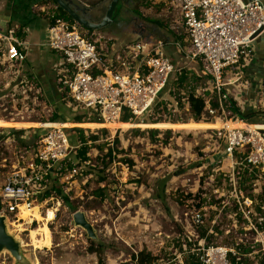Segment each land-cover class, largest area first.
Segmentation results:
<instances>
[{
    "label": "rangeland",
    "instance_id": "rangeland-1",
    "mask_svg": "<svg viewBox=\"0 0 264 264\" xmlns=\"http://www.w3.org/2000/svg\"><path fill=\"white\" fill-rule=\"evenodd\" d=\"M128 1L131 11L133 6H139L133 4L135 0ZM43 3L46 6L40 18L48 24V15L57 5L52 0ZM139 4L148 6L147 2ZM125 12L119 14L124 16ZM117 23L113 20L109 24L110 31L116 30V38L101 35L100 30L81 27V31L94 41L101 37L102 41L108 37L116 41L133 39ZM168 52L173 63L180 60L179 52L172 48ZM186 67L190 69H182L164 94L163 98L169 99L168 105L162 101L151 115L133 121L128 127L108 128L94 125L96 122H76L84 114L68 105L63 90L40 91L31 82L20 84L25 78L22 76L5 89L8 76L4 70L0 72V187L12 171L27 166L34 158L39 140L50 124H68L74 146L77 145L75 128H82L91 140L88 159L75 157V150L72 169L56 171L41 185L36 196L33 209L38 208L44 218L49 214L48 209L54 210L52 220L47 223L51 248L38 249L31 245L30 231L36 230L40 222L7 214L32 264H136L132 255L142 251L156 257L153 264H174L176 255L180 264L178 256L190 260L197 255L203 231H207L211 244L216 246L250 243L252 257L247 264H264L261 262L264 205L260 206L264 201L263 180L255 186L253 177L242 165L233 169L223 153V141L215 128L209 127L211 122H216L214 118L203 112L201 120L195 121L185 98L197 88H210L205 93L211 95V86L206 83L212 75L201 60L192 65L187 63ZM215 100L211 104L217 105ZM257 117L254 114L249 118L252 121L248 120L259 122L261 119ZM85 118L92 119L87 115ZM153 120H159L162 126H153L156 124ZM233 176L237 183L231 180ZM46 192L48 198L42 199ZM238 199L249 200L250 204L240 208L235 201ZM201 202L203 206L199 208ZM244 210L251 212L250 219L243 217ZM77 211L85 213L96 230L97 241L74 225L73 215ZM200 211L203 222L198 224L195 218ZM14 223L21 224L22 229H16ZM94 243L101 246L103 260L90 253ZM0 264H14V260L10 254L2 253Z\"/></svg>",
    "mask_w": 264,
    "mask_h": 264
},
{
    "label": "built area",
    "instance_id": "built-area-1",
    "mask_svg": "<svg viewBox=\"0 0 264 264\" xmlns=\"http://www.w3.org/2000/svg\"><path fill=\"white\" fill-rule=\"evenodd\" d=\"M178 1L180 17L194 50L191 58H202L212 75L206 83L211 86V95H205L210 89L207 87L197 89L196 93L206 102L205 114L221 121L222 126L215 131L223 141V153L233 169L242 165L248 171L255 186L260 180L264 183V129L252 128L248 119L229 115L232 100L224 89L234 84L239 88L250 86L243 69L255 53V41L264 37V3L261 0ZM56 10L48 15L46 44L60 54V83L72 109L80 110L108 128L113 122L142 121L165 101L163 97L171 77L179 68L167 55L162 42L145 49L137 41L124 48L126 55L117 54L113 59H106L98 39H88L80 25L58 16ZM24 31L20 26L3 27L0 24V72L4 70L8 76L5 89L22 74L28 51V43L20 35L25 34ZM20 84L29 82L23 78ZM214 95L216 106L211 104ZM50 125L39 140L30 163L12 171L0 187V213L17 217L20 206L33 208L47 177L72 158L78 146L72 144L66 124ZM231 180L237 183L234 176ZM235 201L240 208L250 204L249 200ZM202 213L196 214L198 224L203 222ZM250 213L241 212L247 219H250ZM201 239L197 253L201 264H232L229 254H238L239 244L216 246ZM181 252L185 254L183 250ZM262 256L264 260V249ZM178 258L180 264H185L183 256ZM174 260L177 264V255Z\"/></svg>",
    "mask_w": 264,
    "mask_h": 264
},
{
    "label": "crops",
    "instance_id": "crops-1",
    "mask_svg": "<svg viewBox=\"0 0 264 264\" xmlns=\"http://www.w3.org/2000/svg\"><path fill=\"white\" fill-rule=\"evenodd\" d=\"M73 1L75 4L78 3L83 7L85 6L88 9L86 10L87 15L95 22H99L104 17L111 0H99L97 3L95 0ZM151 1L152 3L150 4ZM261 1L264 3V0ZM43 2L44 0H0V24L3 27L19 25L26 31L23 39L28 43V51L27 58L22 64L21 76L25 77L24 79L27 82H31L30 85H34L35 88L38 87L37 89L40 91L53 90L55 92L56 90H63L67 98L65 88L60 83L58 68L60 54H58V56L56 52L51 50L46 44L47 23L45 21L44 24V18H40V12H43L45 10L44 6H46ZM128 2V0H125L122 5L117 6L113 14L112 22L113 20L115 23L118 22L117 24L121 29L125 28L126 31L132 35L133 39L128 38L126 39L127 41H116L108 37L107 41H102V37L98 38L106 59H113L117 54L126 55L124 48L126 49V45L130 43L140 41L146 49L158 42H162L171 61L173 60L168 52V48H172V50L174 49L181 54L180 60L178 59L179 61L174 63V65L179 68V71L172 75L171 81L175 76L181 73L182 69H190L186 67L187 63L192 65L200 60L203 61L202 58H197L195 60L191 58L194 50L187 38L186 29L180 17L178 0H135L133 4L139 6H136V8H134V6L132 7L133 13L128 8L129 6H127ZM140 2H147L149 7L139 4ZM94 5L96 6L94 9L90 10L88 8ZM122 10H126L124 16L119 14ZM35 11H38V14H35ZM116 12L117 15H115ZM56 13L59 16L60 12L56 10ZM109 27V25L104 27L105 30L102 28L99 31L102 33L101 35L117 36L115 35L116 30L110 31ZM254 45L255 53L249 65L243 69L244 76H247L250 80V86L246 89H240L237 84H234L228 85L224 89L230 94V99L235 103V107L238 111L243 114L254 112L253 115L256 114L258 116L257 118L261 120L251 124L264 129V39L258 38ZM52 55H57V57L54 56L56 59L53 60ZM59 86L60 88H58ZM196 90L191 91L185 98V103H187L189 107L190 96L199 97ZM214 98L217 99L216 95H214ZM164 100L166 103L169 99L167 100L166 98ZM168 103L169 102H167V104ZM228 114L238 115L230 106L228 108ZM251 119L249 120L252 121ZM209 127L213 128L214 124L210 123Z\"/></svg>",
    "mask_w": 264,
    "mask_h": 264
},
{
    "label": "water",
    "instance_id": "water-1",
    "mask_svg": "<svg viewBox=\"0 0 264 264\" xmlns=\"http://www.w3.org/2000/svg\"><path fill=\"white\" fill-rule=\"evenodd\" d=\"M57 5L65 11L75 23L82 28L92 31H98L108 26L112 22L113 14L118 5H122L125 0H111L106 9L104 17L99 22H95L88 15L85 6L74 3L73 0H54ZM96 6H89L94 9ZM75 226L83 228L89 238L97 241L98 236L93 225L88 221L83 211H77L73 215ZM8 253L14 260V264H32L31 259L27 256L23 241L13 232L8 222V217L4 213H0V255Z\"/></svg>",
    "mask_w": 264,
    "mask_h": 264
},
{
    "label": "trees",
    "instance_id": "trees-1",
    "mask_svg": "<svg viewBox=\"0 0 264 264\" xmlns=\"http://www.w3.org/2000/svg\"><path fill=\"white\" fill-rule=\"evenodd\" d=\"M56 5L57 3L52 0ZM57 11H59V16L62 17L63 19L70 21V22H74L73 19L71 18V16H69L65 11H63L58 5H57ZM20 35L22 37H24V33H20ZM175 94V93H173ZM213 106H216V104H213ZM230 107H232V109H234V111L237 112L238 116L244 118V119H249L253 114L249 113V114H243L240 111H238V109L235 107V103L233 101H230ZM205 109V101L203 98H199V97H194V96H190V111L192 112V115L194 116L195 121H200L202 118V114L204 112ZM86 115H84L83 117L77 118L76 122H82V123H86V122H97V120L95 118H90V120H87L85 118ZM127 118L124 119V121H126ZM159 120H153V126H162V123H158ZM129 126V125H127ZM12 131L16 130L15 128H11ZM76 131V141H77V148L75 151V157L86 161L87 158V149H88V145H89V141H91L89 138H87L84 135V130L82 128H75ZM70 136V135H69ZM93 140L96 139L95 136H92ZM71 139V138H70ZM72 159V158H71ZM69 160L67 162H63V164H61L58 168H56V171L59 170H64L65 168H70L72 169L73 165H72V160ZM55 174V173H54ZM53 174V175H54ZM52 175V176H53ZM52 176H48L47 177V181L49 179H51ZM250 179H252V177H250ZM49 194L46 192L43 196L42 199H46L48 198ZM264 205V201L262 202V204H260V206ZM203 206V203L201 202L199 205V208H201ZM207 231H203L201 233V238H205L208 244H211V240L209 238V235L206 236ZM249 244L250 243H242L238 245V254L237 255H233V254H229V259L232 262V264H247L249 263V260L251 259V250L249 248ZM90 253H96L98 255V257L100 258V260H103V252L101 250V246H95V243L92 244V246L89 248ZM196 256V257H195ZM193 256L192 259L190 260H185V264H201V261L198 257V255ZM134 261L136 264H153L155 263L156 257L151 256V254L149 253H145V252H139L136 255H132ZM189 261V262H188ZM261 262L264 263L263 260V256L261 254Z\"/></svg>",
    "mask_w": 264,
    "mask_h": 264
},
{
    "label": "bare ground",
    "instance_id": "bare-ground-1",
    "mask_svg": "<svg viewBox=\"0 0 264 264\" xmlns=\"http://www.w3.org/2000/svg\"><path fill=\"white\" fill-rule=\"evenodd\" d=\"M96 126H102L99 123H93ZM132 123H126V122H113L110 123L109 126L110 127H128L127 125H131ZM211 124H214L213 128H219L220 126H222L220 120L216 121V122H211ZM58 125V124H56ZM68 125V124H67ZM65 125V126H67ZM252 128H258L252 124H250ZM140 126V125H139ZM239 126H244L243 124L239 123ZM69 127V126H68ZM131 127V126H130ZM250 127V126H248ZM32 209V210H29ZM49 214L47 216V218H44L39 209L38 208H29L25 205L20 206V212H19V218L20 220H27L28 222H32L34 220H37L38 222H40V226L36 229V230H31L30 231V241H31V245L34 246L35 248L38 249H44V248H51L52 245V236H51V230L49 228V226L47 225V223L52 220L53 216H54V210L49 209ZM27 224V223H26ZM16 229L21 230L22 229V225L21 224H13Z\"/></svg>",
    "mask_w": 264,
    "mask_h": 264
}]
</instances>
